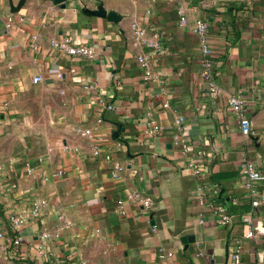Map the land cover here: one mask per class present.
Instances as JSON below:
<instances>
[{
    "label": "crops",
    "instance_id": "1",
    "mask_svg": "<svg viewBox=\"0 0 264 264\" xmlns=\"http://www.w3.org/2000/svg\"><path fill=\"white\" fill-rule=\"evenodd\" d=\"M63 4L0 0V231L12 235L11 215L23 221L20 246L0 239L1 264H233L236 247L240 264H264V236L244 237L255 197L240 171L249 160L264 175V0ZM99 8L116 21L84 13ZM199 20L209 25L214 98L191 31ZM133 26L146 40L158 33V48L139 44ZM64 38L94 57L51 46ZM237 94L250 136L227 106ZM203 185L219 188L212 202L225 206L227 225L200 203ZM256 188L264 191V180ZM131 192L151 208L119 206ZM251 219L264 230V203Z\"/></svg>",
    "mask_w": 264,
    "mask_h": 264
},
{
    "label": "built area",
    "instance_id": "2",
    "mask_svg": "<svg viewBox=\"0 0 264 264\" xmlns=\"http://www.w3.org/2000/svg\"><path fill=\"white\" fill-rule=\"evenodd\" d=\"M181 14V13H180ZM179 25H186V18L184 16L180 17ZM136 39L139 41V44L150 47L158 48V33H153L150 40L144 38L145 30L132 27ZM208 30L209 25L203 20H199L191 28V31L199 38L200 40V50H201V78L205 83L206 89L208 91L209 97L214 98L219 92V87L214 74V67L211 62V49L208 44ZM262 43L264 44V35L262 36ZM51 46L59 50L61 53L73 57H94V52L91 48L85 46H74L72 45L70 39L64 38L61 40H56L51 42ZM136 63L144 72V78L150 79L152 77L150 61L145 55H139L136 57ZM42 81L40 76H37L33 79V83L36 84ZM227 106L239 117L240 123L239 128L243 135L250 136L252 135L251 125L248 118L245 115V101L243 100L241 94L230 96L227 99ZM108 109H111V106H108ZM151 132H156L157 127L153 126ZM83 137L91 138V133L88 130L81 132ZM122 171L121 166H115L111 171V176L113 178L117 177L118 173ZM240 171L248 178V184L246 185L247 190L251 196L255 198L251 201V211L243 216L242 222L247 227V232L245 234V239H254L258 236H264V230H259L251 219V212H255L261 203H264V191L256 188V184L264 180V175L261 172L255 170L252 162L249 160H244L240 162ZM194 175L201 176L200 170L197 167L193 166ZM204 185L198 188L199 199L202 205H207L210 209V212L213 216L217 217V222L227 225L230 222L231 216L227 212L223 204L213 203L219 195V188L214 186L206 187L207 193L205 194ZM124 201L134 202L140 205L144 210H149L151 208L152 202L142 192H131L127 194L125 200L118 201V205L122 206ZM37 205H33L32 215L37 213ZM10 225V232L12 235L8 236L7 232L0 231V239L8 238L9 244L12 247H18L22 244L23 238L16 233L17 229L22 226L23 221L18 215H11L8 219ZM10 233V234H11ZM231 259L233 264L241 263V248L236 247L231 254Z\"/></svg>",
    "mask_w": 264,
    "mask_h": 264
},
{
    "label": "water",
    "instance_id": "3",
    "mask_svg": "<svg viewBox=\"0 0 264 264\" xmlns=\"http://www.w3.org/2000/svg\"><path fill=\"white\" fill-rule=\"evenodd\" d=\"M56 3L62 5V7H64V2L67 1V0H54ZM84 13L86 14H89V15H96V16H102V17H107L111 20H114L116 21V16L114 13H106L102 8H99L98 10H95V11H87L85 10ZM118 128V127H117ZM118 133V130L114 133V135H117ZM182 242L186 243V242H192L193 241V238L192 237H185V238H182L181 240Z\"/></svg>",
    "mask_w": 264,
    "mask_h": 264
},
{
    "label": "rangeland",
    "instance_id": "4",
    "mask_svg": "<svg viewBox=\"0 0 264 264\" xmlns=\"http://www.w3.org/2000/svg\"><path fill=\"white\" fill-rule=\"evenodd\" d=\"M0 264H1V262H0Z\"/></svg>",
    "mask_w": 264,
    "mask_h": 264
}]
</instances>
